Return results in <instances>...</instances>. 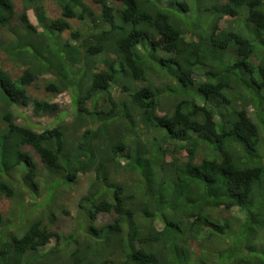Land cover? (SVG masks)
<instances>
[{"label": "trees", "instance_id": "16d2710c", "mask_svg": "<svg viewBox=\"0 0 264 264\" xmlns=\"http://www.w3.org/2000/svg\"><path fill=\"white\" fill-rule=\"evenodd\" d=\"M56 1L52 18L44 0H0V53L23 68L0 67V195L15 204L0 264H264V0ZM38 79L71 91L73 120H16L15 104L58 113L33 100ZM82 171L78 228L60 232Z\"/></svg>", "mask_w": 264, "mask_h": 264}, {"label": "rangeland", "instance_id": "374dc122", "mask_svg": "<svg viewBox=\"0 0 264 264\" xmlns=\"http://www.w3.org/2000/svg\"><path fill=\"white\" fill-rule=\"evenodd\" d=\"M160 1L165 5H168L169 3V0H160ZM14 2L16 5V11L21 12L23 9L22 0H14ZM85 2L88 3L91 7L95 8L98 13L100 12V10H98L99 9L98 4H96L95 2H93L92 0H85ZM44 5L48 16L52 18H56L62 15V7L56 0H44ZM28 16L31 22L37 24V19L32 9L28 10ZM70 22L72 24L73 29H76L81 26H83L84 28L87 27L83 25L85 23L81 22L76 18L70 19ZM13 24L19 27L20 25L19 19L18 18L15 19L13 21ZM70 36H71V30H65L62 33L63 39H67ZM0 67L6 68L8 71L12 72L14 76L20 75L23 69L22 67H19L12 59L6 57V55L3 52L0 53ZM46 77H48V75H43V77L41 78H46ZM114 89H115V94L117 96L125 94L119 89H116V87ZM29 92L32 94L33 100L35 98H46L51 101L57 102L59 104V111H57L58 113L55 114H36L33 110V102H31L27 106L21 104H15L13 105L12 108L14 110L15 115L17 116L16 120L18 122L33 126L38 131H43L46 128H52L60 120L71 121L76 117L78 109L76 102L73 100V95L71 91H65L57 95H54L53 93L47 91L44 88L42 79L41 80L38 79L37 81H35L33 84L30 85ZM26 148L30 150L29 146H27ZM34 156L36 161L38 162V173L40 170L39 168H41L42 172H47L43 164L40 162L39 156L37 154H34ZM67 158H69V155H67L66 159ZM125 176L127 177V175ZM93 178H94L93 172L82 171V173L79 174V179H78V181L80 180L79 186L72 190L64 191L62 193V195L59 198V203L55 207V212L56 214H58V220L52 226L54 229L60 232H70L78 228L79 225L78 202L81 195L89 187V184L91 183ZM21 189H23L22 186L18 185L17 190L20 192ZM24 197L26 199L27 198L31 199V194L26 192ZM38 199L39 200L41 199L40 196ZM14 205L15 204L11 198L0 195V208L5 212L6 216H8L9 218H12V215L10 214V210ZM40 208L42 207L40 206ZM64 209H67L68 211H64ZM224 213L227 214L228 212H224ZM34 217L39 218L38 215H35ZM34 217L31 218L35 219ZM111 217H112L111 214L102 213L98 216L97 224L111 220ZM30 221L28 222V224L30 223Z\"/></svg>", "mask_w": 264, "mask_h": 264}]
</instances>
